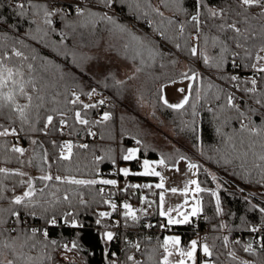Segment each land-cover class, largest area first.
Segmentation results:
<instances>
[{"label": "trees", "instance_id": "trees-1", "mask_svg": "<svg viewBox=\"0 0 264 264\" xmlns=\"http://www.w3.org/2000/svg\"><path fill=\"white\" fill-rule=\"evenodd\" d=\"M84 1L88 4L104 7L100 0H71ZM36 4H46L47 2H33ZM137 3L140 7L137 8ZM231 0H207L210 7H221L230 4ZM116 6L131 16L135 21L144 24L150 22L149 31L156 38H160L167 47V50L159 42L140 30L130 28L122 20L116 19L118 23L126 26L131 33L138 36H148L152 40L151 50L142 48L132 39L129 32H120L113 29V26L104 20L96 17V23L89 22L87 15L78 16L73 8L63 10L62 13L51 17L52 24H43V12L37 16L34 10L26 8L25 14L21 15L16 5L10 0H0V35L6 36V39H0V54L7 52L12 55V48L24 53L29 57L26 63H33L37 77L38 87L47 84L46 101L43 108L39 110V122L35 121L36 111L32 110V122L37 129L43 128V123L50 110L53 107L67 113L68 125L63 129V133L57 130L59 128L60 116L54 117L50 131L45 134L44 131H30L28 126H24V131H19L20 124L17 121L15 127L18 130L19 146L27 148L20 159L25 160L31 147V141L34 139L43 145L49 154V164H51V174L71 175L76 179H103L106 171L117 165L130 164L132 169H139L135 165L137 159L159 157H171L167 160L168 164L174 165L179 156L184 155L189 160L198 163V179L201 187L216 191L220 197L221 214L216 213L215 197L210 192L200 193L202 211L198 215L201 217V223L198 229L194 228V219L186 225L171 226L159 215V211L154 207L157 200L156 189H133L128 185L136 182L154 183L158 181L154 176H136L121 175L124 185L121 189L122 195L130 194L132 202L137 204L140 209L137 214L138 219L133 221L130 217L125 218L124 211L116 209L112 211L108 204L103 203L107 200V192L101 193L99 190L104 189L103 184L96 185H71L60 184L51 181L49 187L45 189L43 196L37 192L35 199L39 201L37 206L32 208H23L15 206L20 211V222H16L15 217H7L8 223L0 226L2 229H11V225L21 224L23 220L28 222L27 227H18L17 232L21 229H29L40 225L41 230L46 229L48 237L42 234L37 235L36 239L48 242V247L43 249L41 245L36 248L23 249L25 253L33 257H38L42 253L50 255L51 259H45L43 264H64L59 253L64 249L68 242H75L77 248L72 249L83 261L84 264H111L113 260L117 264H132L127 260L130 252V244L138 243L142 248L140 252V261L142 264H158L163 257V249L160 244L163 243L168 233H176L182 236V240H194L199 230L209 232L206 242L212 247L213 256L210 259L213 264H240L241 261H249L250 264H264V234L258 237L253 234L251 229L262 227L264 229V213L259 211L264 208V181L261 180V168L257 164L264 166V161L259 160V155L264 154V148L261 143L264 142L260 137H249L247 133L239 131L241 120L248 122L247 118L240 117L235 110L226 107L227 94L231 93L227 87H233L234 82L228 78L232 75H238L241 79H247L254 74V70L245 67V64L254 62V59L245 57L243 49L236 48L235 42L226 37L234 35L230 30L226 33H218L216 29L210 26L213 23H220L219 19H209L204 9H201V25L203 32L209 36L207 45L203 39L199 42L198 55L190 54L192 40H189L190 34H195V27L191 22V15L195 13V0H180L179 7L186 9L177 12V5L172 4L170 0H116ZM151 5V7H149ZM152 7H159L164 13L163 17L152 11ZM92 9V8H91ZM99 14L102 11L92 9ZM258 9H252V14L258 12ZM147 12L145 16L143 13ZM173 21L172 24L168 20ZM233 19H243L235 17L233 13L228 14V22ZM41 28L47 31V36L43 40L33 36H38L36 32L37 23ZM184 23L185 31L183 36L179 34V24ZM255 29L257 35L250 39L246 47L259 45L261 37L260 21L251 20L249 22ZM240 27L248 25L241 23ZM157 29L164 32V37L157 34ZM39 35H42L40 33ZM220 36L228 45V51L224 53V63L217 70L215 67L205 65L203 57L199 55L200 51L208 55L209 63H214L213 58L221 55V46H213L212 36ZM67 37V38H66ZM180 48H176V44ZM127 45V47H125ZM110 51L118 60H123L135 67V72L126 79L119 81L117 74L112 72H99L95 69L98 60V51ZM256 48H252L253 54ZM239 52L235 58L239 67L232 65V52ZM264 53H261L263 55ZM37 56L35 61L31 60L32 56ZM21 58L12 56L11 64H19ZM175 62V63H174ZM137 69H140L137 71ZM189 69L200 74L196 81H190L193 84V90L189 97V103L183 109L175 110L166 107L160 100L159 89L161 86L173 85L172 80L177 82L188 81L181 78V73ZM25 71H27L25 67ZM210 73L211 75H208ZM43 76L44 79L39 78ZM63 76V78H61ZM264 73H256L259 80ZM209 82L213 85L209 88ZM249 86L250 85H246ZM164 87V88H165ZM260 85L258 84V88ZM95 89L91 99L86 93ZM200 92L199 100L196 99L195 92ZM31 93V89H29ZM238 91V90H237ZM72 92L80 95L83 103L96 104L97 107L82 109V105H72L65 103V100H71ZM59 93L57 99L59 104L51 102V97ZM238 93L244 97L240 103V108L251 119L252 125L260 126L264 124V108L255 104L254 99L249 98L243 92ZM111 98L112 104H99L100 98ZM164 94V91H163ZM219 95L220 99L215 97ZM18 103H26L23 98H18ZM196 107L193 109L192 104ZM150 109L149 117L144 116L142 108ZM256 111L249 112V108ZM100 108L102 111L99 112ZM211 109V110H210ZM81 110L82 115L86 114L89 121L100 120L105 112L111 114V119L100 124H89L88 126L75 123L74 111ZM7 112V109H5ZM11 122L0 118V124L5 127ZM251 126V125H250ZM98 134V138L93 140V136L88 134V129ZM220 128V132H217ZM165 130V131H164ZM161 133L162 138L166 141L161 146L154 140L153 134ZM166 133V134H164ZM228 136H232L231 141ZM141 141L139 158L133 161H124L122 155L128 148H135L136 140ZM244 143L241 145L240 141ZM72 141L74 145L87 144L88 148H73L71 161L56 162L59 155V148L54 147L52 141L56 144H62L64 141ZM7 142L9 145L17 143V137L7 136L0 137V145ZM251 144V147H250ZM244 153H247L245 156ZM16 155L0 147V167L11 169L21 168L24 166L16 160ZM10 158L11 162L6 163L5 159ZM101 157L102 159H97ZM115 160V163H113ZM216 180L212 179V176ZM26 178V177H24ZM23 178V179H24ZM20 177H12L5 181L8 188L15 184V192H6L5 195L11 197L20 195L26 187L19 186L16 182ZM27 179V178H26ZM25 179V180H26ZM217 184L220 185L217 188ZM37 186V185H36ZM43 186H37L40 188ZM59 188V191L56 189ZM153 190L155 192H153ZM68 192L69 200L63 197ZM55 192L53 197L50 193ZM117 190L113 189L116 194ZM141 196L153 201L151 206L148 203L141 202ZM81 199L85 203H81ZM0 206L8 207V201H0ZM152 208V210H151ZM36 212V216H30L29 212ZM100 212H111L110 217H100ZM70 214V215H69ZM59 222L58 226L50 225L52 218ZM101 220L97 224V220ZM73 221V225L69 224ZM165 222L167 230L159 232L157 229L147 231V225L155 224L158 228L159 222ZM225 227L221 228L220 225ZM115 226L120 230L116 231ZM111 231L113 239L106 240L104 233ZM17 232H4L0 240L7 238L9 235L16 236ZM30 234V233H29ZM228 237V245L225 247L223 237ZM248 237V240L245 237ZM131 241H128V239ZM55 240V245L50 241ZM31 243V241L29 242ZM204 243V242H203ZM198 244L197 264H203L200 254L203 253ZM252 243L256 254H250L244 251V247ZM230 251L235 252L236 257L228 255ZM152 257L150 260L149 257ZM5 264L7 260H15V255L11 249L5 250ZM16 264H23V260L16 261ZM35 264H40L36 261Z\"/></svg>", "mask_w": 264, "mask_h": 264}, {"label": "snow or ice", "instance_id": "snow-or-ice-1", "mask_svg": "<svg viewBox=\"0 0 264 264\" xmlns=\"http://www.w3.org/2000/svg\"><path fill=\"white\" fill-rule=\"evenodd\" d=\"M116 2V0H100V3L105 8H112L113 4ZM163 2V0H161ZM172 4L177 5L176 11H184L186 13V9H183L179 7L180 0H170ZM17 9H19L20 14L24 15L26 8H30L34 10L35 15H39L40 12H43V24L44 25H51L52 19L51 17L57 15L58 13H62L63 9L61 8H49L46 4H36L32 3V0H24V2L17 3L16 5ZM140 5L137 3V8H139ZM151 7V5H149ZM195 7L196 11L194 14L191 15V22H193V25L195 27V34H190L189 40H194L197 43L194 45H191L189 50L190 54L192 56L198 55V48H199V42L201 39H203V42L205 45H207L209 36L203 32V29L201 27L202 24H204V21L201 20V9H204L207 13V16L209 19H219L220 23H213L210 27L216 29L218 33H226L229 30L234 34L231 37H226V39L233 40L235 42L236 48L243 49L245 53V57L248 59H254V62L245 64V67H250L254 70L253 76L247 78V79H241L238 75H232L228 79L232 82H234L233 87L236 88V90L243 92L246 96H248L251 99H254L255 104L259 105L261 108H264V76H260L259 80L256 77V73H264V55H261V53H264V0H231L230 4H227L226 6L221 7H210L207 4V0H195ZM252 9H258L259 11L255 14H252ZM75 11L78 16H85L87 15V18L89 19V22L92 24L96 23V17H99L100 20L106 21L108 24L113 26V29H118L120 32H129L132 36V39L136 41L142 48H148L151 50L152 48V40L148 36H138L134 33H131L126 26L118 23V21L112 16L109 15L107 12H104L102 15L92 11L90 7L85 4V6H81L79 3L76 5ZM152 11L155 12L157 15L163 17L164 13L160 10L159 7H152ZM233 13L235 17H242L243 19H233L231 23L228 22V14ZM145 16L148 15L147 12L143 13ZM251 20H258L260 21V31L259 35L261 37V42L259 45H251L249 47H246L247 42L254 38L257 33L254 29V27L249 23ZM34 23H37L36 32L38 36H33V39H41L43 40L44 36H47V31H45L43 28L40 27L39 22L33 21ZM169 24H172L173 21L171 19L168 20ZM243 23L248 25L247 27H240L239 25ZM179 34L183 36L185 27L184 23L179 24ZM42 33V35H39ZM157 34L161 37H164V32L157 29ZM0 39H6V36L0 35ZM212 43L213 46H216L219 44L221 46L220 52L221 55L219 57L213 58L214 63H209V57L208 55L204 54L203 51L199 52V55L203 57V62L205 65H208L210 67H215L217 70H219L223 63H224V53L228 51V45L225 42V40H222L220 36H212ZM127 47V45H125ZM176 48H180V44H176ZM252 48H256L255 54H253ZM240 54L239 52H232V65L234 67H239V65L236 64L235 58L238 57ZM12 56L21 58L20 63L17 64H11L10 62L12 60ZM38 57L32 56L31 60L35 61ZM29 60V57L24 55L21 51L17 50L16 48H12V55L10 56L7 52H4L0 54V118H3L5 120L10 121L11 123L9 126L5 127L3 124H0V137H7V136H13L17 137V143L9 145L7 142L0 145L3 149H5L8 152H11L16 155V160L21 164V166H24L25 164L29 166H36L40 168V171L43 173L39 177H32L29 176V174L25 171H23V167L11 169L8 167H0V201L7 200L8 201V207L0 206V226H3L8 223L7 217H15L16 222H20V211L15 206H21L23 208H32L37 206L39 201L35 199L37 192L40 193L41 196L45 194V189L49 187V183L51 181H56L60 184H71V185H96V184H103V185H113L115 186L117 184V181L114 179H76L74 176L71 175H55L53 176L51 174V164H49V154L46 149H43V145L40 144L39 147L43 149L42 154L35 152V149H33V156L30 157L27 161L20 159L25 155L26 152H28L27 148L19 146L18 140V130L15 127V124L17 121L20 124L19 131H24V126H28V130L30 131H44L45 134H47V131L49 127L55 128L56 125L53 124L54 117L56 115L60 116L59 119V128H57L58 131L63 133V129L68 125V118L67 113L60 110L59 108L53 107L50 110V114H48L44 120L43 128L37 129L35 127V123L32 122V110L35 109L36 116L35 121L39 122L40 116H39V110L44 107L45 101H46V88L48 85L42 84L39 87L37 77L33 75V72H35L34 64L29 62L26 63ZM175 63V62H174ZM25 67L27 71H25ZM140 69H137L139 71ZM200 77V74L193 71L192 69H189L187 72L181 73L182 79H187L189 81H196ZM63 78V76H61ZM40 80H43L44 77L41 76L39 78ZM171 83H176L175 80H172ZM258 84L260 87L258 88ZM246 85H250L246 86ZM165 86H161L159 89L160 92V100L163 102V104L170 108L175 110H180L185 107L189 103V97L193 90V84L189 83L188 85V94L184 95L183 98L178 103H170L167 98H165L163 91ZM213 85L211 82H209V88H212ZM31 89V93L29 91ZM178 92L184 93L185 89L180 88L177 89ZM95 93V89H93L91 92L86 93V95L91 99L92 95ZM59 93H56V95L51 97V102L55 104H59L60 101L57 99V96ZM196 99L199 100L200 98V92L197 90L195 92ZM72 99L71 100H65V103H71L72 105L80 104L82 105V109H90L97 107L96 104H89V103H83L80 99V95L76 92H72ZM18 98H23L26 100V103H18ZM217 100L220 99V96L217 95L215 97ZM241 99H244V97H241ZM99 104H103L104 101L100 100L98 102ZM193 109H195L196 105L195 103L192 104ZM226 107L231 110H235L240 117H244L248 119V122L245 123L244 120H241L240 129L239 131L241 133H247L249 137H260L262 140H264V124H261L260 126L252 125L251 119L246 116V113L241 110L239 103L237 102V98L234 94L229 93L226 97ZM7 109V112L5 111ZM211 110V109H210ZM256 111L255 109L249 108V112ZM111 119V114L108 112H105L100 120L97 121H89L86 118V114L82 115L81 110H75L74 111V120L75 123H78L80 125L88 126L91 124H100L105 121H108ZM251 125V126H250ZM221 130L220 128H217V132L219 133ZM88 134L90 136H95L96 133L92 132L91 129H88ZM233 139L232 136H228V140L231 141ZM241 145H243L244 141L241 139L240 141ZM32 145H37L38 141L32 140ZM52 144L54 147L59 148V155L56 157V162L59 161H71L73 156V148L74 147H80V148H88L87 144H80V145H74L72 141H64L62 144L57 145L56 141H52ZM136 144L140 145L141 141L139 139L136 140ZM251 147V144H250ZM261 148H264V142L261 143ZM140 151V148H128L125 150L124 154L122 155V159L124 161H132L137 159V153ZM246 156L247 153H244ZM171 157L167 156H161L159 160L156 161H150L148 159H144L142 162V169L143 171L132 173L130 172V169L127 167H123L119 169V172L123 174L125 177L129 175H136V176H154L159 177L160 182L155 184L154 187L157 189H164V177L161 175L160 171H157V167H165L166 161L170 159ZM39 160V163L34 165V161ZM97 159H102L101 157H97ZM259 160L264 161V154L259 155ZM180 161H186L187 162V169L188 172H191L192 175H196V172H193V169H196L199 171L200 165L198 163H195L187 156L181 155L179 156V159L176 161L178 164ZM6 163H10L11 159L7 158L5 159ZM113 163H115V160H113ZM44 165H47V170L45 169ZM256 167L261 168V180L264 181V166H261L259 164L256 165ZM176 171H179V168H176ZM12 177H20L16 183L21 187H26V190L22 192L20 195H13L11 197H8L5 195L6 192H15L16 185L14 184L12 188H8L7 184H5V181L12 178ZM24 177H28L26 180L23 179ZM213 180H216V177L212 176ZM39 180L43 182V186L40 188H37L35 186V182ZM194 185L195 187L191 189L192 192V200L193 203L190 206V211L181 209H184L186 205L189 204V201L187 199L190 186ZM153 187L152 184H131L128 185L123 189V191H127L128 188L133 189H140V188H148L151 189ZM220 185L217 184V188H219ZM56 191H59V188L56 189ZM101 193H103L104 189L99 190ZM168 191H171L172 193H177L178 191H181L182 194L185 196V200L183 204H178L175 207H169L165 210L164 208V202H165V193L164 191H161L159 193V215L163 217H167V223L168 225H174V224H186L190 222L191 217H195L201 213L202 205H201V199L199 197V194L202 192H210V194L215 197V203H216V213L221 214L222 209L220 207V197L216 191H212L210 189H206L201 187L200 182H198L196 179H189L185 182L184 188L177 189L176 187H173L169 189ZM53 197H55L56 193L52 192L50 193ZM64 200H69L68 192L66 191L64 197ZM141 202L142 203H148L149 206L153 203V201H148L146 197L141 196ZM81 203H85L83 199H81ZM103 203L110 205L112 211H116L117 204L112 202L111 200H104ZM123 208L125 209L123 215L125 218H131L133 221H136L138 219L136 212L137 211H145L144 209H138L135 210L132 208V206L125 202L123 204ZM259 211L261 213H264V208H260ZM175 212L176 215L173 216L172 213ZM111 212H100L98 215L100 217H110ZM30 216H36V212L30 211ZM70 215V214H69ZM50 223L55 224L56 220L53 217L50 221ZM97 224L101 223V220L96 221ZM161 227H164V225H161ZM221 228L225 227L224 224L220 225ZM252 231H259L257 227H253L251 229ZM4 232H17L16 228L12 229H2L0 230V237L4 236ZM30 233V234H29ZM42 234L45 238L48 237V232L46 229L41 230L38 228H29L27 230L21 229L19 232H17L16 236L9 235L7 238L0 240V257H4L5 250L11 249L13 254L15 255V260L9 259L7 260V264H16V261L23 260V264H35L36 261H39L40 264H43V261L45 259H51V256H46L44 253H42L38 257H33L31 255H28L23 251L26 247L28 248H36L37 245H41L43 249H46L48 247V242L40 241L36 239L37 235ZM113 233L111 231H107L104 233V237L106 240L111 241L113 239ZM205 242L200 245L201 250L205 257L211 258L213 256L212 248L215 247V244L212 245V247L209 246V244L206 242L207 238H204ZM31 241V243H29ZM224 245L227 247L228 245V237H223ZM51 244L55 245L57 242L55 240L50 241ZM181 240L179 236H167L164 238L163 243L160 244V248L163 249V257L162 260L158 262V264H173V261L170 259L173 255H177L179 257L178 260L175 261V264H186V261H191L192 264H196V252L198 248L199 242L197 240H192L189 244V246L185 249L180 247ZM67 251H71L74 248H77V244L75 242L72 243L71 248L67 244L63 246ZM132 247L139 250L140 245L133 244ZM262 248H264V244L261 245ZM244 251L248 252L250 254L255 255L256 250L253 248L252 243L247 244L244 247ZM228 255L232 258L236 257L235 252L230 251ZM149 259L151 260L152 257L150 256ZM128 261H131L132 264H142V261H139L135 258L134 255H129L127 257ZM0 264H5L4 259H0ZM111 264H117L115 260L111 262ZM203 264H213V262L210 259H206ZM240 264H250L249 261H241Z\"/></svg>", "mask_w": 264, "mask_h": 264}, {"label": "built area", "instance_id": "built-area-1", "mask_svg": "<svg viewBox=\"0 0 264 264\" xmlns=\"http://www.w3.org/2000/svg\"><path fill=\"white\" fill-rule=\"evenodd\" d=\"M10 1L14 5H17V3L24 2V0H10ZM33 2H47V3H49L51 8H61L63 10H66V9H69V8H73L75 10L76 5L78 3L81 6H85V4H87L88 7L92 8V9H96V10L102 11L103 13L107 12L109 15H112L114 18L122 20L123 22H125L130 28L140 30L143 33H145L146 35L155 38L159 42V44H161L167 50L166 44L160 38L158 39V38L154 37V35L149 31L150 22H146L144 24H140V23L136 22L133 16H131L129 13H127L125 11L120 10L116 6V4H113L112 8H105V7H99V6L91 5V4H88V3L84 2V1L32 0V3ZM196 43H197L196 41L192 40L191 45H194ZM207 74L211 75L210 73H207ZM227 88L230 90V92L232 94H234L236 96L237 102L239 103V105H240V103L243 100H245V99H241L242 96L238 93L236 88H234V87H227ZM103 101H104V103L106 105L107 104H112V99L111 98H105ZM101 111H102V108H100L99 112H101ZM50 129H51V126L49 127L47 132H49ZM97 138H98V134L93 136V140H95ZM18 142H20V140H18ZM139 147H140V145H137V144L135 145V148H139ZM141 160L142 159H137L136 160L135 165L137 167H141V165H142ZM120 168H121V165H117L116 167L106 171L104 176H103V179H114V180L117 181V184L115 186H113V185H104V190H105V192L108 193L107 194V200H111L112 202L116 203L117 204V209L122 210V211H125V209L123 208V204L125 202L129 203L132 206L133 209L138 210V209H140V207L137 204H134L131 201L132 197H131L130 194H128V195H122L121 194V189H122V186L124 185V183H123L122 178H121L122 174L119 172ZM114 188H115V190H117L116 194L113 193V189ZM138 212L139 211L136 212V215L138 214ZM200 223H201V217L200 216L195 217V219H194V228L198 229L199 226H200ZM73 224H74L73 221H71L69 226L70 225L72 226ZM28 225H29L28 222L26 220H23V222H21V224L13 223L10 227L12 229V228H18V227H21V226L22 227H27ZM50 225L58 226L59 222L56 220L55 224L51 223ZM161 225H164V227H161ZM48 226H46L45 229H47ZM157 226H158V228H155V224H153V225L149 224V225H147L146 229H147V231H151V230L157 229L159 232H164V231L167 230V225L165 224V222L161 221V222H159V224H157ZM115 227H116L115 228L116 231L120 230V228L118 226H115ZM34 228L41 229L40 225H36V227H34ZM257 228L259 229V231H255V232L251 231V232L253 234H256L258 237H261L264 234V229L262 227H257ZM209 235L210 234H209L208 231L199 230L197 232V235H196L194 240H197L198 242L203 243V242H205L204 238L206 237L208 239ZM245 239L248 240V237L246 236ZM128 241H131V239L129 238ZM191 241L192 240H190V239H184L182 244L180 245V247L186 249L189 246ZM133 244H137V243L136 242L134 243L133 240H132V243L130 244V252H129L128 256L129 255H134L135 258L140 261V252H141V248L142 247L140 246L139 250H137L136 248L132 247ZM67 245L69 246V248H71L72 242H68ZM59 258H60V260H63V262H65V263L84 264L81 261L80 257L75 252H73L72 250L71 251H67L65 248L59 253ZM200 259L203 262V261H205L208 258L205 257L203 253H201L200 254Z\"/></svg>", "mask_w": 264, "mask_h": 264}, {"label": "rangeland", "instance_id": "rangeland-1", "mask_svg": "<svg viewBox=\"0 0 264 264\" xmlns=\"http://www.w3.org/2000/svg\"><path fill=\"white\" fill-rule=\"evenodd\" d=\"M97 56H98V60L96 61L97 63H96V67H95L96 71H97V69L100 70L99 72H101V73L114 71L117 74V78L119 81L126 79L127 77H129L130 75H132L135 72V67L133 65L126 63L123 60H118L117 58H115L111 54L110 51H104V50L98 51ZM261 63H264V62H261ZM189 83H190V81L188 80V81H181V82L174 83L173 85L166 86L164 88L165 98H167L170 103H178L183 98L184 95L188 94ZM180 88L185 89V92L184 93L178 92L177 89H180ZM95 95H97V94H95ZM94 97L100 98L101 100L105 99L103 96H100V95H97ZM141 113L144 116L149 117L150 109L148 107H144V109L142 108ZM164 131H162V132H164ZM162 132L158 133V131H156V133L153 134V136H154L153 138H154L155 142L157 144H160L161 146L165 145V143H166V141H164L162 138ZM164 134H166V133H164ZM30 149H31V147H30ZM137 158H139L138 153H137ZM144 159H148L150 161H156V160H159L160 157L158 159L143 158L141 160V162H143ZM166 165L167 166H165V167H157V171H160L161 175L165 178L164 179V189H157L154 187V185L151 188V189H156L157 200L154 202V207L157 208L158 211H159V193L161 191H164V193H165L164 208L166 210L169 207H175L178 204H183V202L185 200V196L182 194L181 191H178L177 193H172L171 191H168L169 189L176 187L177 189L182 190L184 188L185 182L189 179H196L199 182L198 171L196 169L192 170L193 172H196V175H192L191 172H188L186 161H180L178 164L176 163L174 165L168 164L166 161ZM26 166H27V164H25V168H26ZM123 167L129 168L130 172H132V173L143 171L142 167L135 170V169H132L131 166L127 163L122 164L121 168H123ZM25 168L23 171L28 173V171H26ZM176 168H179V171H176ZM41 174H43V173H41ZM26 178H28V177H26ZM26 178H24V179H26ZM101 179L102 178H100L99 180H101ZM158 179L160 182L159 177H158ZM42 183L43 182L37 180L35 182V186H36V184H37V186H41ZM142 185H143V183H142ZM194 187H195L194 185L190 186V191H189V194L187 197L189 204L186 205L184 209H181L182 211H184V210L190 211V206L193 203L191 189H193ZM141 189H144V188H141ZM153 192H155V191L153 190ZM199 197H200V194H199ZM151 210H152V208H151ZM172 215L175 216L176 213L173 212ZM197 216H195V217H197ZM161 217L167 221V217H163V216H161ZM195 217H191L190 222ZM186 224H188V223H186ZM186 224H174L171 226L186 225ZM167 236H179L180 240H181V244L183 242L182 236L180 234L168 233L165 237H167ZM197 254H198V248H197V252H196V257H197ZM170 259L173 261V264H175V261L178 260L179 257L177 255H173L172 257H170ZM61 261L63 262V260H61ZM63 263L64 264H74V263H65V262H63ZM197 263H198V261L196 259V264ZM186 264H192V262L186 261Z\"/></svg>", "mask_w": 264, "mask_h": 264}, {"label": "crops", "instance_id": "crops-1", "mask_svg": "<svg viewBox=\"0 0 264 264\" xmlns=\"http://www.w3.org/2000/svg\"><path fill=\"white\" fill-rule=\"evenodd\" d=\"M39 145H40V143L38 142V144L37 145H31V149H30V151H29V153H28V155H27V158H26V161L30 158V157H32L33 156V154H34V152H33V149H35V152H37V153H41L42 154V151H43V149H41L40 147H39ZM37 163H39V160L37 159L36 161H34V165L35 164H37ZM130 165V164H129ZM131 166V165H130ZM44 167H45V169L47 170V165H44ZM25 170L26 171H28V174L30 175V176H32V177H39L40 175H42L41 173V171H40V168L39 167H36V166H29V165H27L26 166V168H25ZM158 178V177H157ZM157 183H159V179H158V181H156V182H154V183H147V184H152V185H155V184H157ZM134 184H140V185H142V182H136V183H134ZM143 184H145V183H143ZM37 185V184H36ZM166 221V220H165ZM167 222V221H166Z\"/></svg>", "mask_w": 264, "mask_h": 264}]
</instances>
